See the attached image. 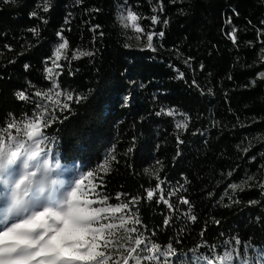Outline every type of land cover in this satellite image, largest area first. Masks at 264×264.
<instances>
[{
  "label": "trees",
  "instance_id": "1",
  "mask_svg": "<svg viewBox=\"0 0 264 264\" xmlns=\"http://www.w3.org/2000/svg\"><path fill=\"white\" fill-rule=\"evenodd\" d=\"M120 7L138 15L155 50L129 43ZM58 32L68 42L58 84L73 100L42 132L62 163L84 172L112 152L95 190L140 220L129 244L141 234L162 250L171 244L170 261L264 250V0H0V138L32 117L36 90L50 86ZM161 109L185 115L187 127Z\"/></svg>",
  "mask_w": 264,
  "mask_h": 264
},
{
  "label": "snow or ice",
  "instance_id": "2",
  "mask_svg": "<svg viewBox=\"0 0 264 264\" xmlns=\"http://www.w3.org/2000/svg\"><path fill=\"white\" fill-rule=\"evenodd\" d=\"M49 9L44 8L47 12ZM155 11V9H154ZM36 12L30 13L31 16H35ZM127 21L124 25L126 28L130 25L137 33L142 29L137 25L138 15L131 10L127 11L126 16L121 17V22ZM46 22V21H45ZM152 23H157V17H152ZM166 24L167 21H164ZM33 33L36 29H29ZM162 37L163 32L159 33ZM232 39L235 43V31H233ZM58 37H61V33H57ZM139 38V37H138ZM62 39V37H61ZM147 47L153 48V34L147 35ZM67 41L59 43L55 49V60L61 59L62 50L67 48ZM92 52H79L73 53L72 59H79L82 56H91ZM55 63V62H54ZM56 67L60 65L56 64ZM28 65H25V70L28 69ZM45 71L49 74L48 78L51 79V68H46ZM264 76V73L260 74ZM184 73L181 72L178 79L183 78ZM195 83V82H194ZM254 83V82H253ZM53 88H57L58 84L53 82ZM50 91V90H49ZM35 95L43 96L45 94L37 92ZM60 92H56V96H60ZM17 97L20 100H27L28 97L24 92L17 93ZM51 99V97H48ZM65 99L72 101L73 96L66 92ZM83 99L80 96L75 97V102L78 104ZM127 100V97H125ZM57 103H60L57 101ZM37 107H40L37 104ZM68 103H63L62 110L69 109ZM161 113L172 116L173 110L161 109L157 115ZM45 113L35 114V119L25 124V128L28 129L26 135L29 143H22L17 141L16 147L13 148L11 144L0 143V155L7 158L5 167H0V175L4 173L7 165L23 164L26 159L35 153L36 161L29 160V163L35 164L37 161L49 160L52 165L59 169V173L65 176V192L61 197L58 204H51L48 202H42L41 199H37L39 194L35 195L33 199V192L31 188L23 187V180L18 181L14 186V191L11 190V195L14 198V202L17 205L31 202V207L26 210L22 215L13 217L11 208L6 211V214L0 218V264H92L93 261H97V257H103L105 253L103 251H97L99 247L100 235L105 228L112 229L114 225L111 223L107 225H101L100 227H94V223L98 221L101 213L111 211L112 213L120 211L122 208H128V204L110 208H96L91 207L95 200L88 198V193L84 189L85 179L91 178L93 173L88 171L86 176L81 170V166L72 163H62V155L58 150H54L51 147L52 141L42 132V117ZM67 117H65L66 119ZM55 119V117H53ZM52 121L48 124H44L43 127L50 126ZM11 127V125H10ZM184 123H177V128H186ZM178 142L182 143L179 140ZM131 151V149H130ZM115 159V157H113ZM103 167V166H102ZM106 170V169H105ZM35 174V173H33ZM231 175V172L229 173ZM163 181L156 185V189H160ZM88 186L94 192L96 185L88 179ZM229 187L235 189L238 187L236 184H231ZM170 195H175V192ZM154 191H147V199L152 200ZM40 197V196H39ZM107 198L105 197V200ZM119 199V195L117 196ZM136 199V198H134ZM160 200L168 204L169 208L172 205L168 203V200L164 199L161 195ZM159 202V201H158ZM181 203L188 204L189 201L185 198H181ZM254 203V202H253ZM130 211V209H129ZM193 221L196 219L195 215L190 217ZM128 222L140 224L138 218L129 216ZM125 218L121 217V227H124ZM165 225L169 223L168 219L164 221ZM125 231L136 232V228L125 229ZM111 235V233H109ZM155 233H153L154 235ZM107 243V242H106ZM135 247L128 250V257L131 258L133 253H136L140 249L141 245H144L142 252L149 253L143 256L144 260L157 261V264H235V257L227 247L221 254L216 251L215 248L211 249L215 253V258L209 255H198L192 258L186 255L177 257L175 260H169L168 257L175 255V250L170 244L166 249H161V246L147 241L143 234L135 238ZM236 244L239 245L240 241L237 239ZM196 252V249L192 250ZM237 256H239V264H264V250L256 249L255 256L248 255V246H245L244 255L240 256L239 251L236 250ZM158 254V255H157ZM97 264H106V261H97ZM124 264H128V258H125ZM137 264H140V260L137 259Z\"/></svg>",
  "mask_w": 264,
  "mask_h": 264
},
{
  "label": "rangeland",
  "instance_id": "3",
  "mask_svg": "<svg viewBox=\"0 0 264 264\" xmlns=\"http://www.w3.org/2000/svg\"><path fill=\"white\" fill-rule=\"evenodd\" d=\"M129 10L131 9L124 7H120L118 9V14H117L118 23L121 27H123L128 31L129 33L128 41L131 45H133L136 48H148L147 35L150 33H147L143 29L139 17L137 20V25L142 29V31L139 33H137L130 25L126 28L124 26L127 23L126 20L123 23L121 22V17L126 16L127 11ZM63 42L64 40L61 39L54 46L53 56L46 64L45 69L46 68L52 69L51 79L48 78L49 74L45 71V76L46 79L49 81L50 86L44 90H36V93L41 92L45 95L43 96V98L41 96H38L33 99V101H35L36 104H35V108L33 109L32 117L24 118L20 121V123H15L11 125V127H9V130L6 131L7 133L1 136L0 143L11 144L13 148L16 147L17 141L22 143H29L26 135L28 129L25 128V124L35 119L34 113L35 114L45 113L42 117V127H43L44 124H48L49 121H53L54 120L53 117L56 118L59 115V113L63 112L62 110L63 103H69V101L65 99L66 92L63 91L58 84V75L60 73L61 63L65 58V53L67 48L65 50H62L61 59L59 61L55 60V55H54L55 49L58 47L59 43H63ZM56 64L60 66L56 67L55 66ZM259 77H263V76L259 75ZM53 82L58 84L57 88L52 87ZM56 92H60L61 95L56 96ZM48 97H51V99H49ZM57 101H59L60 103H57ZM37 104H39L40 107H37ZM171 117L173 118L176 128H177V123L186 124V117L180 112L173 111V115ZM177 129L180 131L183 130L184 128H177ZM111 159H112V152L110 151L109 153L106 154L103 163L100 164L95 170L91 171L93 173V176L91 178L85 179L84 189L88 193V198L96 201V203L91 205V207L110 208L108 205L105 204L104 201L98 198L97 196L98 194L96 190L94 192L91 190V188L88 186V179H90L92 183L95 185L97 179L100 178L101 175L108 170ZM20 171H21L20 164L17 163L6 167L4 173L0 175V183L7 185V187H5L3 191V194L6 197L9 196L12 188L14 187L15 181L20 175ZM82 172L86 176L87 172H84L83 170ZM37 199H41V198L37 196ZM121 217L125 218L124 227L120 226ZM127 218L128 216L127 214H125V211L123 209L115 213L108 211L100 214L98 221L95 222L93 225L94 227H100L101 225H107L109 223L114 225V227L112 229L105 228L103 233L100 235V240L98 242L99 247L97 251H103L105 255L103 257H97V261H106V264H124L125 258H128V264H137V259L140 260V264H157V261H147L143 259V256L149 254L147 252H142L140 250L143 249L144 247H140V249H138L136 253L132 254L131 258L128 257V250H130L132 247H135V243L133 242L132 244H129L128 242L129 238L131 237V234L128 231H125V229H129L131 225L130 222H128ZM109 233H111V235ZM125 241L127 243L123 244L125 243ZM118 244L121 245V247L120 246L117 247ZM255 254H256L255 250H250L248 252V255L251 257H254ZM168 259H171V256L168 257ZM97 261H93L92 264H97ZM217 264H219V261L217 262ZM235 264H239V260H236Z\"/></svg>",
  "mask_w": 264,
  "mask_h": 264
},
{
  "label": "clouds",
  "instance_id": "4",
  "mask_svg": "<svg viewBox=\"0 0 264 264\" xmlns=\"http://www.w3.org/2000/svg\"><path fill=\"white\" fill-rule=\"evenodd\" d=\"M29 160L36 161V154L33 153L29 159H26L23 164H20V175L15 181L14 186L18 181L23 180L24 188H31L35 198L39 194L42 202L58 204L65 192L66 177L60 175L59 169L50 163L49 160L37 161L35 164L29 163ZM7 158L0 155V167H5ZM9 165H7L8 167ZM35 173V174H33ZM7 185L0 183V218L6 211L11 208L13 217L22 215L31 207V202L17 205L11 193L9 196L3 194L4 188ZM14 191V187L12 188Z\"/></svg>",
  "mask_w": 264,
  "mask_h": 264
},
{
  "label": "built area",
  "instance_id": "5",
  "mask_svg": "<svg viewBox=\"0 0 264 264\" xmlns=\"http://www.w3.org/2000/svg\"><path fill=\"white\" fill-rule=\"evenodd\" d=\"M263 59H264V54H263Z\"/></svg>",
  "mask_w": 264,
  "mask_h": 264
}]
</instances>
